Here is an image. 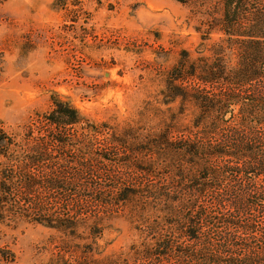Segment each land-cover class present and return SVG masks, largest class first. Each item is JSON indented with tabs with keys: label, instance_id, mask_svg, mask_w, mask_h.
Listing matches in <instances>:
<instances>
[{
	"label": "rangeland",
	"instance_id": "rangeland-1",
	"mask_svg": "<svg viewBox=\"0 0 264 264\" xmlns=\"http://www.w3.org/2000/svg\"><path fill=\"white\" fill-rule=\"evenodd\" d=\"M68 2L73 4L68 11L53 3L55 12L46 21L29 22L24 35L0 40V57L16 48L26 56L43 44L49 61L60 64V71L47 79L24 72L14 80H0L12 94L9 105L17 98L37 105L19 136L0 130V144L10 143L12 149L41 145L52 155L47 172L61 187H36V194H46L38 196L37 204L60 217L76 210L77 223L56 229L0 213V264H147L135 259V252L153 242L155 237L147 235L149 226L165 225L166 217L144 197L118 205L109 199L137 185L145 186L140 187L143 190L152 186L173 190L178 177L169 166L175 157L156 158L149 150L162 137L175 149L203 140L194 128L197 110L171 94L180 87L174 80L179 60L208 57L212 43H203L193 29L200 17L176 0ZM25 56L18 67L24 66ZM230 56L234 65L236 59ZM192 82L185 86L190 88ZM52 95L94 122L91 128L60 130L33 124L37 115L50 109ZM60 134L67 141L63 147L50 138ZM60 154L65 161L59 160ZM3 163L6 168L14 166L0 157V166ZM185 168L184 174L191 177L185 184L189 187L198 173ZM61 170L66 174L57 178ZM149 170L154 177L147 176ZM222 181L228 187L233 179ZM11 187L15 190V185ZM213 195L208 191L202 198L207 210ZM81 196L87 199L76 200Z\"/></svg>",
	"mask_w": 264,
	"mask_h": 264
},
{
	"label": "trees",
	"instance_id": "trees-1",
	"mask_svg": "<svg viewBox=\"0 0 264 264\" xmlns=\"http://www.w3.org/2000/svg\"><path fill=\"white\" fill-rule=\"evenodd\" d=\"M68 1L54 0V4L68 11L69 4L73 5ZM176 1L200 17L193 29L203 43H212L208 57L179 60L174 80L180 87L171 94L197 110L194 128L203 140L175 149L162 137L149 151L156 158L175 157L169 166L178 177L173 190L160 186L143 190L145 186L137 185L120 197H111L110 204L144 197L166 217L165 225L149 226L147 235L155 237L153 242L135 252V259L147 264H264V0ZM230 55L236 59L234 65ZM188 81H193L190 88L185 86ZM43 123L62 130L91 128L94 122L52 95L50 109L33 122ZM50 138L62 147L67 144L62 134ZM11 146L0 144V157L14 165L0 166V213L56 229L75 225L76 210L60 217L37 204L42 194L35 193L36 187H61L47 172L52 155L41 145ZM58 158L65 161L64 155ZM186 166L198 173L189 187L185 186L191 178L184 174ZM56 173L57 178L66 174L63 170ZM147 176L154 174L149 170ZM225 178L233 179L228 187L223 184ZM208 191L214 192L210 211L201 205ZM84 199L87 196L76 200Z\"/></svg>",
	"mask_w": 264,
	"mask_h": 264
},
{
	"label": "clouds",
	"instance_id": "clouds-1",
	"mask_svg": "<svg viewBox=\"0 0 264 264\" xmlns=\"http://www.w3.org/2000/svg\"><path fill=\"white\" fill-rule=\"evenodd\" d=\"M53 3L54 0H0V40L10 35H24L23 29L29 22L46 21L55 12L51 7ZM22 56H25L23 49L16 48L0 57V68L7 69L0 72V80L11 81L24 72L47 79L60 71L59 63L49 61L43 44L27 52L21 68L18 63ZM11 95L7 87L0 86V125H3L0 130L19 136L37 105L19 98L9 105Z\"/></svg>",
	"mask_w": 264,
	"mask_h": 264
}]
</instances>
